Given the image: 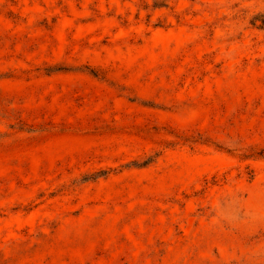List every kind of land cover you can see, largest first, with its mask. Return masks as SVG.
I'll list each match as a JSON object with an SVG mask.
<instances>
[{
  "label": "rangeland",
  "instance_id": "374dc122",
  "mask_svg": "<svg viewBox=\"0 0 264 264\" xmlns=\"http://www.w3.org/2000/svg\"><path fill=\"white\" fill-rule=\"evenodd\" d=\"M0 264H264V0H0Z\"/></svg>",
  "mask_w": 264,
  "mask_h": 264
}]
</instances>
